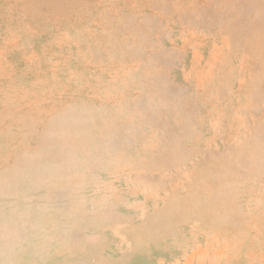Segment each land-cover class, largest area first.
Returning <instances> with one entry per match:
<instances>
[{"label":"rangeland","instance_id":"1","mask_svg":"<svg viewBox=\"0 0 264 264\" xmlns=\"http://www.w3.org/2000/svg\"><path fill=\"white\" fill-rule=\"evenodd\" d=\"M0 264H264V0H0Z\"/></svg>","mask_w":264,"mask_h":264}]
</instances>
